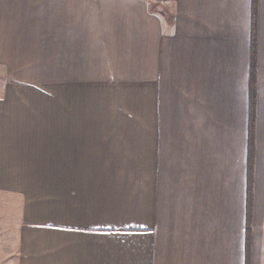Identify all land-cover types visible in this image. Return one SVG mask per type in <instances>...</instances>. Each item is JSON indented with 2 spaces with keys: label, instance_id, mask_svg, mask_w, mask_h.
I'll use <instances>...</instances> for the list:
<instances>
[{
  "label": "crops",
  "instance_id": "0c3cea01",
  "mask_svg": "<svg viewBox=\"0 0 264 264\" xmlns=\"http://www.w3.org/2000/svg\"><path fill=\"white\" fill-rule=\"evenodd\" d=\"M256 1L0 0V264H264Z\"/></svg>",
  "mask_w": 264,
  "mask_h": 264
},
{
  "label": "rangeland",
  "instance_id": "374dc122",
  "mask_svg": "<svg viewBox=\"0 0 264 264\" xmlns=\"http://www.w3.org/2000/svg\"><path fill=\"white\" fill-rule=\"evenodd\" d=\"M256 3H257V1L254 0V13L256 10ZM254 17H255V15H254ZM254 35H255V30H254L253 38H254ZM255 38H256V36H255ZM256 41H257V39H256ZM256 41L254 44L253 39H252V43H251V53L253 54L255 51V55H256V50H257ZM252 63H253V59H252ZM250 75H251V72H250ZM57 77H60V72H55V71L47 72L44 70H29V69H24V68H22L21 70L13 71L12 69H10L6 66L4 67V69L0 68V81L6 80V83L8 81L14 79V80L33 81L35 83L48 84L49 82L47 80H49L51 78H57ZM256 86H257L256 80H255V84H253V85L250 81V102H253V100H254V104H255V100H256ZM250 118H251V106H250ZM0 213H1V211H0Z\"/></svg>",
  "mask_w": 264,
  "mask_h": 264
},
{
  "label": "trees",
  "instance_id": "16d2710c",
  "mask_svg": "<svg viewBox=\"0 0 264 264\" xmlns=\"http://www.w3.org/2000/svg\"><path fill=\"white\" fill-rule=\"evenodd\" d=\"M255 41H256V38H255V35H254V38H253V43L254 44H255ZM252 59H253V63H252L250 81H251V83L253 85V84H255V79H256V56H255V51L252 54ZM250 120H251V122H253V120H254V100H253V102H251V118H250Z\"/></svg>",
  "mask_w": 264,
  "mask_h": 264
}]
</instances>
